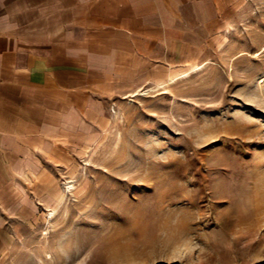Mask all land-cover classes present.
<instances>
[{
  "label": "rangeland",
  "instance_id": "rangeland-1",
  "mask_svg": "<svg viewBox=\"0 0 264 264\" xmlns=\"http://www.w3.org/2000/svg\"><path fill=\"white\" fill-rule=\"evenodd\" d=\"M186 40L14 175L0 264H264V0Z\"/></svg>",
  "mask_w": 264,
  "mask_h": 264
},
{
  "label": "crops",
  "instance_id": "crops-1",
  "mask_svg": "<svg viewBox=\"0 0 264 264\" xmlns=\"http://www.w3.org/2000/svg\"><path fill=\"white\" fill-rule=\"evenodd\" d=\"M232 1L0 0V256L14 175L36 170L59 134L100 118L111 97L185 57L175 52L187 36L215 26Z\"/></svg>",
  "mask_w": 264,
  "mask_h": 264
}]
</instances>
